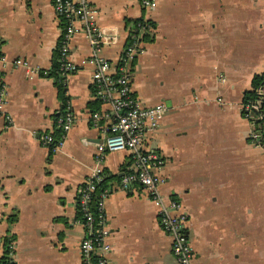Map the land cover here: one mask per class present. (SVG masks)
I'll list each match as a JSON object with an SVG mask.
<instances>
[{"label": "crops", "instance_id": "1", "mask_svg": "<svg viewBox=\"0 0 264 264\" xmlns=\"http://www.w3.org/2000/svg\"><path fill=\"white\" fill-rule=\"evenodd\" d=\"M93 2L98 24L119 36L101 48L111 60L132 19L153 23L130 64L131 85L143 104L170 106L146 146L163 159L156 170L165 176L163 195L187 214L197 263L264 264V146L240 108L253 75L264 71V0H157L151 9L138 0ZM59 33L50 0H0V84L13 120L4 127L0 114V237L15 242L14 264H82L77 194L104 134L91 112L107 107L93 96V64L81 63L90 44L82 31L71 39L79 64L64 94L74 120L53 151L39 136L56 129L62 99L55 80L13 63L23 57L50 72ZM131 167L127 149L105 154L108 264H178L146 190L118 187Z\"/></svg>", "mask_w": 264, "mask_h": 264}, {"label": "built area", "instance_id": "2", "mask_svg": "<svg viewBox=\"0 0 264 264\" xmlns=\"http://www.w3.org/2000/svg\"><path fill=\"white\" fill-rule=\"evenodd\" d=\"M53 10L60 22V33L57 41L58 70L64 78L78 68L71 58V39L82 31L91 47L88 57L81 63L93 64V96L99 102L107 104L103 110L91 112L95 125L103 121V137L96 142L94 163L90 172L83 178L78 194L77 208L80 222L85 233L79 241V252L82 264H108L110 243L107 239L109 228L105 214V198L111 191L109 185L98 189V181L103 178V162L108 151L127 149L132 159V167L120 176L119 188L129 190L138 185L146 190L148 196L157 206V218L162 230L171 237V250L178 264H198L194 247L187 232V214L180 202L163 195L160 185L165 176L156 170L163 164L157 149L146 146V139L159 125L162 116L170 109L164 101L143 104L133 91L130 77V64L135 56L145 49L143 34L153 29L150 20L140 16L125 29L124 43L117 60H111L101 53V48L118 41L115 30L103 28L98 24L99 9L93 0H50ZM144 9L156 6L157 0H138ZM6 56L0 51V61ZM14 65L25 66L29 75L48 70H39L25 58L16 57ZM220 79H223L221 77ZM253 94L244 96L240 108L243 116L253 125V138L264 146V81L252 88ZM5 86L0 84V114L4 117V127L12 123V117L5 109ZM74 120L69 100L63 111L54 118L55 127L61 130L55 139L52 131L39 136L41 142L51 151L63 142L65 133ZM0 237L1 259L6 255L13 261L15 242L11 239L4 243ZM14 264V263H13Z\"/></svg>", "mask_w": 264, "mask_h": 264}, {"label": "trees", "instance_id": "3", "mask_svg": "<svg viewBox=\"0 0 264 264\" xmlns=\"http://www.w3.org/2000/svg\"><path fill=\"white\" fill-rule=\"evenodd\" d=\"M136 19L137 18L132 19L131 23L135 22ZM151 24H153V23L151 22ZM148 36H149V33L143 34V40L149 39ZM54 55H55L54 56L55 58H54L53 63H52V70L50 72H48V74L53 76V78L55 80V84L58 87L59 94H60L61 99H62L61 107H60V110L56 113V115H55V117H56L63 111V109H64V107L66 105V101L68 99H67V96L64 94L65 93L64 78H63V76L60 74V72L58 70L57 51H56V54H54ZM263 81H264V71H262L260 73H255L253 75V77H252V80H251V87H250V89L245 91L244 96L252 95L253 94L252 88L257 86L258 84H260ZM60 132H61V130L59 128L54 129L53 135H54L55 139H57L60 136ZM114 176H115V178H119L118 174H116ZM107 180L108 179L103 176V178L98 181L97 188L100 189V188H103L106 185H108ZM3 239H4V243H6V242H8L10 237L9 236H5V237H3ZM1 261H2L3 264H13L14 263V261L10 260L6 255H4L2 257Z\"/></svg>", "mask_w": 264, "mask_h": 264}]
</instances>
